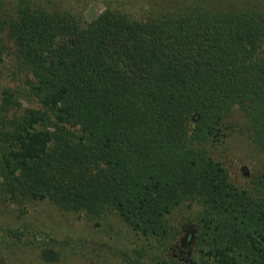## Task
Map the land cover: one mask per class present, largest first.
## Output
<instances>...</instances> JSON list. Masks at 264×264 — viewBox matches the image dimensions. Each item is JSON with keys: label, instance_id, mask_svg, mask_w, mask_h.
Masks as SVG:
<instances>
[{"label": "trees", "instance_id": "1", "mask_svg": "<svg viewBox=\"0 0 264 264\" xmlns=\"http://www.w3.org/2000/svg\"><path fill=\"white\" fill-rule=\"evenodd\" d=\"M68 1L0 0V264L59 260L3 222L32 201L116 216L151 247L124 264H264V0ZM236 114L241 182L213 155Z\"/></svg>", "mask_w": 264, "mask_h": 264}, {"label": "rangeland", "instance_id": "2", "mask_svg": "<svg viewBox=\"0 0 264 264\" xmlns=\"http://www.w3.org/2000/svg\"><path fill=\"white\" fill-rule=\"evenodd\" d=\"M53 1L65 5L68 0ZM82 8L84 20L90 21L104 6L92 0L83 4ZM235 118H238L237 125L221 143L213 147V155L225 166L231 179L241 182L242 175L246 177L259 170L263 161L261 154L247 139L243 121L237 114ZM177 215L174 213L173 219H177ZM3 222L23 229L25 236L36 234L43 242L61 248V256L55 263L39 260L29 249L18 253L13 260V255L7 250L4 251L7 264H124V257L133 259L135 253L141 251L142 257L146 258L151 251L148 241L130 231L113 214L88 219L83 215L62 212L47 201L29 202L21 218L16 217L14 209L11 218ZM189 231L190 227L181 229L179 237H185Z\"/></svg>", "mask_w": 264, "mask_h": 264}]
</instances>
